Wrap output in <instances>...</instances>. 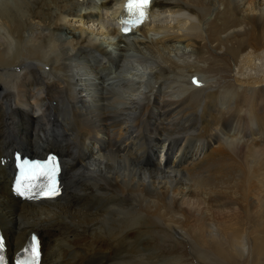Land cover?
Instances as JSON below:
<instances>
[{"label":"bare ground","instance_id":"6f19581e","mask_svg":"<svg viewBox=\"0 0 264 264\" xmlns=\"http://www.w3.org/2000/svg\"><path fill=\"white\" fill-rule=\"evenodd\" d=\"M124 1L0 0L7 253L35 233L40 264H187L167 244L183 237L211 245L217 257L248 254L264 264V229L245 233L239 224L256 218L264 226V151L256 147L264 142V68L234 74L235 82L216 91L191 61L226 62L248 46L261 56L264 2L242 9V0H151L139 27L124 35L115 27ZM212 11L225 15L206 27ZM213 39L219 56L207 47ZM221 68L214 69L230 72ZM225 131L235 134L225 138ZM155 148L161 159H150ZM52 151L62 161V194L17 196L14 153ZM210 163L218 188L192 187L188 177Z\"/></svg>","mask_w":264,"mask_h":264},{"label":"rangeland","instance_id":"374dc122","mask_svg":"<svg viewBox=\"0 0 264 264\" xmlns=\"http://www.w3.org/2000/svg\"><path fill=\"white\" fill-rule=\"evenodd\" d=\"M7 1L10 2V3L11 2L14 3L17 0H7ZM78 1H82V0H78ZM262 1L264 2V0H262ZM254 2H255V0H242V6H243L242 9H246L248 6H251ZM217 6L218 7L220 6L221 9L223 8V5L221 6V5L217 4ZM77 8L80 9L79 7H77ZM224 15H225V13L224 14L216 15V11L215 12L212 11L211 13H209V14L206 15L203 24L204 25L205 24H208V25H206V27L207 26L214 27L216 24H219V23L222 22V20H223L222 17ZM166 18H169L170 19L171 17L169 16V17H166ZM208 22H210V24ZM68 23L69 22H66V24H68ZM206 27L204 26V30H205ZM218 35L221 36V37H226L227 36V32H221ZM216 40L217 39H213V40L208 41L207 42V47H208V49L211 50V52L213 53V55L219 56V54L222 53V50L215 47L216 44H217V42H218V40L217 41ZM262 54H263V56H262ZM195 57L196 56H192L191 57L192 60L191 59L190 60L192 62H194V64H198L200 67H202L204 69V74H201V75H206V76H209L210 77V79H207V80L211 81V89L212 90H216V91H221V90H219V87L220 86H224V85L227 86V84L230 85V83L235 82L234 74H237L240 77H243V76H246L247 74H252V75L253 74H256V72H257V70H256L257 66L258 67L260 66V67L264 68V51L261 53V56L259 54H254L252 52V47H250V46H248L244 50H242L237 57H232L230 55H226V62L225 61L222 62L221 60H217V61L211 63L210 60L202 61V60H198ZM217 63L220 64V66L215 67V65ZM226 65L228 66V69L230 71L229 73L226 72V71L225 72L224 71L223 72H218V71L215 70L216 68L218 70L219 69H222L221 66H224L225 69H226ZM149 69H151L150 71H152L153 69H157V67H156L155 64H152ZM239 69L240 70L243 69V70H241L242 72H239ZM233 134H235V133H231V132L229 133L227 131L223 132V136L225 138H229ZM235 136H239V135H235ZM186 139H188V137H186ZM213 141H216V140L213 139ZM213 141H212V143H213L212 144V148L209 151L211 154H213V152L215 150V146L218 145L217 142H213ZM95 145H96V143H93V146H95ZM256 147H258L257 149L264 151V142L260 143ZM52 152H55V151H52ZM210 153L207 155V158L210 157V155H211ZM179 154H181V153H179V150L177 151V149H176L175 151H173V154H172L173 159L175 157L179 156ZM155 156L158 159H161L163 157V154H161V152L158 153L157 152V149H156L151 154L150 159L152 157H155ZM187 163H184L183 162V164H187ZM183 164L180 165V166H178V167L184 169V166L185 165H183ZM205 165H202V166H204L203 169H202V167L200 168L201 170L199 169L200 172L198 170H196V172H195L196 178L195 177H192V176L190 178V176H189L188 177L190 179L189 181H191L192 178L195 179V180H192L191 182H192V187H196V189H199V187H201L202 185H204L205 187L208 186L207 187L208 190H210L209 189L210 188L209 186H211L212 189H214L213 187H215V190H216L218 187L217 186H214V184H213V180H212V177H211L212 176L211 175L212 173L210 174L211 176L209 177V173L211 172L210 170H213L212 168H213L214 165L212 163L205 164ZM208 166L210 167V170H209ZM205 167H206V169L204 170ZM205 172L208 173L207 176H206V173ZM197 173L198 174L205 175V179L204 178H201L200 179V177H199V175ZM197 175H198V177H197ZM207 177L210 179L209 181H208V178ZM198 178L200 180H197ZM203 179L206 180V181H204ZM198 181H200V182L197 183ZM205 182H206V184H205ZM210 182H211L212 185L209 184ZM194 183L195 184L197 183V185H194ZM198 185H199V187H198ZM180 186L182 187V185H180ZM255 219L253 218V220H251V221L250 220H246V218H245V221L243 219H241V221L239 223L241 230H243L244 232L246 231L245 233L249 232V230H251V229L254 230L255 234L258 233V232H261L264 229L263 228L264 226H261L260 224H259L260 225L259 226L257 224L258 221L255 220ZM38 235L41 236L40 234H38ZM174 235L176 236V234H174ZM186 239L187 238L181 237L180 238L181 242L173 241V243H167V244H170V246H171V247L168 246V250L171 249L172 251L171 250L170 251L173 253V255L176 254L175 256H180L181 257V260H184L183 262H185L187 264H251V263L253 264V262H255V259H253L252 256L251 255H248V254L246 256H244V257H240V256H236L235 255L233 258H230L229 260L228 259H225V258H220V257H217L216 255H214V253L211 250V245H209V244H202L203 242L197 241V240H194V239H190V241H188ZM202 253H203V255H202ZM160 259L162 260V258H159V261L160 262L157 260V262L154 261L153 264H156V263L157 264H163V263H166L167 264L168 261H171L168 258H163L164 260H162V262H161ZM259 260L260 261H264V259H262V258L259 259ZM146 264H149V263H146Z\"/></svg>","mask_w":264,"mask_h":264},{"label":"snow or ice","instance_id":"6c2138e0","mask_svg":"<svg viewBox=\"0 0 264 264\" xmlns=\"http://www.w3.org/2000/svg\"><path fill=\"white\" fill-rule=\"evenodd\" d=\"M151 5V0H128V9L138 13V17L143 19L146 16V9ZM130 29H125L129 32ZM24 170L21 172L18 182L15 185L16 193L25 199L34 200L55 199L62 194V187L59 182L57 160L53 155L49 161L32 162L21 159L18 166ZM43 177L46 182L40 183L39 178ZM6 248V243L0 236V252ZM26 258L17 260V264H39L42 259L39 238L33 235L32 243L23 249ZM0 264H7L6 254L0 255Z\"/></svg>","mask_w":264,"mask_h":264}]
</instances>
